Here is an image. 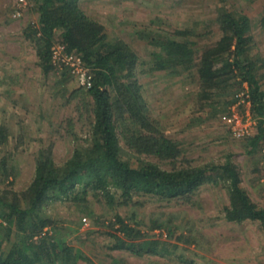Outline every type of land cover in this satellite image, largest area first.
I'll return each instance as SVG.
<instances>
[{
	"label": "trees",
	"instance_id": "trees-1",
	"mask_svg": "<svg viewBox=\"0 0 264 264\" xmlns=\"http://www.w3.org/2000/svg\"><path fill=\"white\" fill-rule=\"evenodd\" d=\"M213 1L179 0L177 8L184 13V22L175 26L176 32L161 30V17L150 18L133 22L127 29L132 37L129 40L117 31L124 25L123 19L109 25L82 0L31 1L22 17L30 14L24 35L36 54L35 64L43 77L57 74L59 93L68 102L79 99L77 107L88 115L89 131L85 136L74 131L72 153L63 161L56 160L55 140L39 146L33 151L32 179L17 188L18 155L42 138L31 136L22 120L17 130L5 119L0 120V264H128L125 254L113 253L116 249L147 254L150 264L154 255L165 258V264H194L197 252L185 255L186 247H201L210 240L199 231L198 222L185 223L183 218L177 224L164 211L152 212L146 222L136 210L121 214L120 208L143 205L149 199L192 202L209 182L222 185L227 192L228 202L221 211L228 221L256 222L264 229V204L244 186L234 152L226 153L224 160L194 162L190 157L194 142L187 144L179 135L166 133L172 121L154 114L148 89L139 78L142 71H160L173 79L196 83L193 92L182 96L189 101L183 126L187 125L185 120L195 123L194 117L222 120L227 125L222 118L231 114L233 103L244 119L248 110L256 120L252 132L236 136L231 125L227 130L232 139L243 143L248 155L256 158L254 171L261 170L264 45L256 29L261 27L264 32V7L251 16L238 0ZM208 4L215 11L204 16L201 11ZM217 31L215 41L190 40ZM136 40L145 41L146 53L134 45ZM56 43L64 44L89 67L90 88L79 85L70 89L69 82L76 77L69 65L54 62L52 47ZM6 78L9 85L1 93L10 99L15 94V76L7 74L0 85ZM241 92L244 94L240 96ZM242 98L245 100L239 102ZM10 102H14V112L19 100ZM13 112L10 117L15 116ZM55 202L68 203L79 215H92L95 203L106 206L105 212L94 218L95 223H101L105 217L108 223L102 224L112 229L106 231L110 239L103 256L94 259L81 244L74 243L70 238L77 230L71 226L73 220L63 225L49 213V206ZM156 229L163 230L158 233L160 237H154ZM78 242L83 244L84 240Z\"/></svg>",
	"mask_w": 264,
	"mask_h": 264
},
{
	"label": "rangeland",
	"instance_id": "rangeland-1",
	"mask_svg": "<svg viewBox=\"0 0 264 264\" xmlns=\"http://www.w3.org/2000/svg\"><path fill=\"white\" fill-rule=\"evenodd\" d=\"M238 1L241 8L251 16L264 7V0ZM82 2L85 7L91 8L90 11L95 15L108 20L109 25H114L123 19L125 23L118 27L117 31L123 33L128 40L132 37L127 29L133 22L143 23L150 18L161 17V30L173 33L176 32L175 26L183 25L184 22L182 20L184 13L182 14L177 8L179 0H82ZM210 2L215 1L210 0ZM11 7L13 5L9 0H0V79L5 78L7 74L15 76L13 83L15 94L10 96V99L9 96L1 93V90H5L9 85V78L0 85V120L5 119L15 130L18 128V121L22 120L26 124L25 130L31 136L42 138L33 141L30 150H24L18 155L19 172L16 187L22 188L32 179L34 173V150L46 145L49 140H55L56 160L63 161L72 153L74 131L85 136L89 131V124L86 118L88 115L83 108L77 107L79 99L75 98L68 102L60 95L57 74L51 73L48 78L40 74L35 64L36 54L24 35L30 14L26 12L23 17L15 19L11 16ZM214 11L208 4L201 12L204 16H210ZM262 32L261 27L256 29V34H262L260 43L264 45V32ZM217 38L218 31L208 37L193 36L190 40L207 43ZM134 45L139 47L141 53L147 52L144 40H136ZM139 78L148 89V99L154 114L163 121H172L166 133L173 137L179 135V140L187 144L194 142L195 147L190 152L194 162L224 160L226 153L234 152L233 158L240 164L243 172L244 186L255 200L264 204V166L260 171H254L256 158L246 153L242 142L231 138L227 130L230 126L228 122L226 123L229 125H226L222 120L211 122L204 117L201 119L194 117L195 123L185 120L184 124L187 125L183 126L182 120L184 121L185 115L189 114L187 110L189 101L184 100L182 96L193 92L196 83L189 79H173L160 71L154 73L142 71L139 73ZM69 86L70 89L76 88L79 83L74 79L69 82ZM15 98H18L19 102L14 105L15 116L10 117L14 104L10 100ZM231 108V114L225 113L224 116L238 115L240 119L243 118L237 103H233ZM41 110L43 113L40 112ZM200 114L198 116H201ZM143 199L141 198L140 201ZM227 202L228 196L224 187L209 182L193 197L192 202L182 199L161 201L149 199L143 205L137 203L133 206H123L120 208V213H132L136 210L139 217L148 222L152 212L160 214L164 211L172 215L173 221L177 224L183 218L185 223L188 220L198 222L199 231L207 235L210 240L203 242L201 247H186L185 255H195L193 253L197 252L194 264H212V260L222 264H264V229L256 222L228 221L221 211ZM105 207L95 203L92 215H79L68 203L55 202L49 206V213L53 219L60 220L63 225H69L72 219L71 226L77 230L70 238L74 243L81 244L91 256H94V259H97L103 256L106 250L108 251L110 236L106 231H112L110 227L102 224V221L108 223L105 217L101 219V223L94 221L95 216L105 212ZM162 231L156 229L157 235L154 237H160L158 233ZM80 240H84L83 244L78 242ZM175 241L179 242L178 237ZM113 253L125 254V262L128 264H150L148 255L144 253L138 255L117 249L113 250ZM151 260L153 262L151 264L166 262L165 258L158 255L152 256Z\"/></svg>",
	"mask_w": 264,
	"mask_h": 264
},
{
	"label": "built area",
	"instance_id": "built-area-1",
	"mask_svg": "<svg viewBox=\"0 0 264 264\" xmlns=\"http://www.w3.org/2000/svg\"><path fill=\"white\" fill-rule=\"evenodd\" d=\"M13 5L12 17L15 19L21 18L23 15V11L27 9V7L31 4L32 0H9ZM53 50V60L55 63L60 65H69L72 68L73 73L75 74L76 80L79 85L84 86L86 88H90L92 86V76L90 74L89 67L85 66L82 61V58L70 51L64 44L56 43L52 47ZM241 92L239 95H243ZM242 98L239 102L244 101ZM248 104L250 102L248 101ZM248 111V110H247ZM223 119L228 122L232 129L234 130V134L236 136H242L244 134L250 133L253 131L254 126L256 124V120L252 118L249 114H247L246 119L239 118L238 115L235 116H223ZM86 219V218H84Z\"/></svg>",
	"mask_w": 264,
	"mask_h": 264
}]
</instances>
